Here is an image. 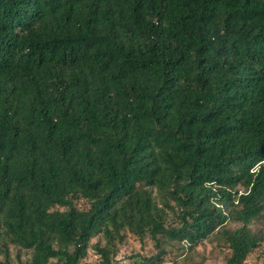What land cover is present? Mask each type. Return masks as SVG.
<instances>
[{"label": "trees", "instance_id": "16d2710c", "mask_svg": "<svg viewBox=\"0 0 264 264\" xmlns=\"http://www.w3.org/2000/svg\"><path fill=\"white\" fill-rule=\"evenodd\" d=\"M129 239L264 264V0H0V264Z\"/></svg>", "mask_w": 264, "mask_h": 264}, {"label": "rangeland", "instance_id": "374dc122", "mask_svg": "<svg viewBox=\"0 0 264 264\" xmlns=\"http://www.w3.org/2000/svg\"><path fill=\"white\" fill-rule=\"evenodd\" d=\"M154 252V248L150 241L147 240L144 242V245H141L137 240L129 239L124 245L121 246L120 252L116 257L115 264H136L132 263V261H130L128 257L135 254H139L141 256H149L151 254H154ZM12 255L14 256V253ZM23 258H25V256H23ZM165 258L166 264H170L174 258V255L168 254ZM202 258L203 260H201ZM86 262L89 264H93L95 262V255L92 251L88 252ZM198 262H201L203 264H224L222 257L218 253L213 251L212 246L209 244L199 246L196 253L192 254L191 258L187 262L182 261L181 258L178 259L177 264H198ZM247 264H260V262L254 257L251 258L247 262Z\"/></svg>", "mask_w": 264, "mask_h": 264}]
</instances>
